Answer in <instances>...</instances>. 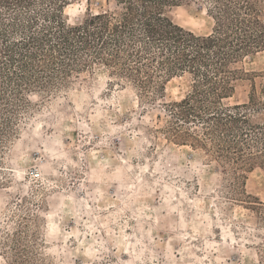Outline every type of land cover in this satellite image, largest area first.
I'll return each mask as SVG.
<instances>
[{
	"label": "clouds",
	"instance_id": "9594fccd",
	"mask_svg": "<svg viewBox=\"0 0 264 264\" xmlns=\"http://www.w3.org/2000/svg\"><path fill=\"white\" fill-rule=\"evenodd\" d=\"M87 6L88 0L75 5L70 0L65 15L86 13ZM214 7L209 0L201 11L207 15ZM66 25L74 27L76 21L69 18ZM115 79L108 77L101 86L97 78L84 88L72 77L70 84L24 90L22 107L0 115V264H225V246L231 251L264 244L253 235L264 229L245 223L232 203L234 180L193 149L158 144L152 133L168 128L153 127L151 116L150 131L130 149L109 159L93 153L94 163H85L84 152L76 161L62 152L48 173L51 179L41 175L37 182L23 162L29 154H41L40 146L49 151L56 116L63 121L73 114V130L91 132L89 125L103 113L111 131L99 146L110 150L124 143L101 108L111 103L102 96ZM186 128L195 135L191 125Z\"/></svg>",
	"mask_w": 264,
	"mask_h": 264
},
{
	"label": "trees",
	"instance_id": "16d2710c",
	"mask_svg": "<svg viewBox=\"0 0 264 264\" xmlns=\"http://www.w3.org/2000/svg\"><path fill=\"white\" fill-rule=\"evenodd\" d=\"M48 1L52 10L36 12L35 0H0V70L13 74L0 71L1 77L30 85L36 82L35 67L56 60L69 63L70 57L55 53L70 56L79 48L92 49L93 60L121 71L143 89L155 72L165 77L190 72L193 84L178 104L181 116L198 115L213 124L210 134L225 151L224 161H234L228 153L235 152L240 163L261 158L264 170V127L251 124L242 112L254 104L252 94L244 104L230 108L217 104L233 88L230 64L264 49V0H212L215 7L208 12L215 27L206 36L184 29L166 15L165 7L179 0H117L120 10L100 12L74 27L63 20L65 0ZM261 92L264 96V83ZM201 97L209 103L201 104ZM198 109L204 116L197 114ZM246 130L253 137L247 138ZM245 147L259 150L246 157Z\"/></svg>",
	"mask_w": 264,
	"mask_h": 264
},
{
	"label": "rangeland",
	"instance_id": "374dc122",
	"mask_svg": "<svg viewBox=\"0 0 264 264\" xmlns=\"http://www.w3.org/2000/svg\"><path fill=\"white\" fill-rule=\"evenodd\" d=\"M78 2L79 0H71L72 5ZM207 3L206 0H179L167 5L165 13L173 23L196 35L206 36L211 34L215 27V20L211 14L208 12L207 15H204L201 11L202 6ZM35 4L36 7L33 8L36 12L50 11L53 6L48 0H45L44 3H41V0H35ZM69 6L70 0H65L62 5L63 20L66 24L67 19H74L76 26L100 12L113 13L120 10L117 0H88L86 13L81 14L77 11L75 17H70L65 15V9ZM33 14L36 15V13ZM37 18L42 22L40 16ZM55 56L70 57V61L63 63L56 60L49 63L48 66L35 67L36 82L30 85H24L18 79H13V82L8 81L0 76V115L5 114V109L22 107L19 99L24 90L46 88L53 83L70 84L72 77L76 78V84L82 85L84 88L90 87L97 78L100 79L102 86L104 79L114 77L115 81L108 82L110 92L102 96L104 99H110L111 103L102 105L101 108L108 110L109 116L115 121L114 127L118 129L113 134L122 137L124 143L118 144L117 148L110 150H104L99 146V140L111 131L107 127L103 113H101L100 121L89 125L92 128L91 132L86 129L74 131L77 117L73 114H68L71 118L63 121L59 116H56L54 120L57 127L49 129V134L53 136V139L47 142L49 151L45 152L43 146H40L41 154H29L23 162V166L30 168L31 174L36 177L37 182H40L41 175L46 179H51L48 173L57 168L59 161L56 157L60 156L62 152L67 153L74 161L78 160L79 152H84L85 163H94L93 153L96 154L97 159H109L113 152L119 154L122 149H130L134 143L138 142L141 133L147 134L150 131L147 124L149 123L148 117L151 116L153 127L168 128L166 132L152 133V135L158 136L157 143L181 151L186 148L193 149L199 158H206L220 170L222 175L226 174L229 179L234 180L236 199L232 203L237 206L236 211L252 228L264 229V170L261 158H255L249 163H240L235 159V152H230L228 155L234 161H224L221 155L225 151L218 148V140L212 139L210 134L211 126H213L211 120L208 123L198 115L181 116L182 108L178 104L191 90L194 78L190 72L176 73L169 77L155 72L149 86L143 89L121 71L117 72L114 68L93 60L92 49L79 48L70 56H66L65 53L60 55L57 52ZM229 70L234 72L231 79L233 88L228 97H223L217 103L218 106L230 108L236 104L247 103L249 94H252L254 104H250L242 112L251 124L264 127V96L261 92L264 83V49L254 50L238 57L230 64ZM0 71L11 73L7 71V68ZM11 75L13 74L11 73ZM82 90L78 89V91ZM204 99L201 97L200 103L208 104L209 101ZM117 109L120 110L119 113H117ZM161 112L166 113V116L160 115ZM197 114L204 116L203 110H199ZM123 115L128 116L127 121L122 118ZM117 116L121 118L116 119ZM141 117H144L142 123L140 122ZM168 117L171 119H167ZM181 121L184 123L181 124ZM187 125L192 126L195 135L190 134L186 128ZM89 136L94 138L91 142H87ZM250 137H253L252 132L248 133L247 138ZM57 141L62 143H57ZM258 150L257 147H245L243 154L248 157L250 152L257 153ZM9 155L13 154L9 153ZM253 235L257 239L264 240V233L257 231ZM239 238L237 235V239ZM245 238L252 239L253 236ZM222 253L225 264H256L257 257L258 264H264V244L256 247L245 245L244 249L237 246L231 251L225 246Z\"/></svg>",
	"mask_w": 264,
	"mask_h": 264
}]
</instances>
